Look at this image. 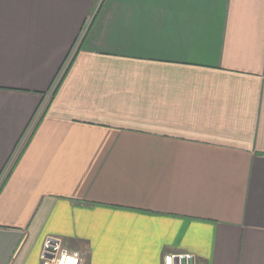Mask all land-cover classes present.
<instances>
[{
	"label": "crops",
	"instance_id": "0c3cea01",
	"mask_svg": "<svg viewBox=\"0 0 264 264\" xmlns=\"http://www.w3.org/2000/svg\"><path fill=\"white\" fill-rule=\"evenodd\" d=\"M264 264V0H0V264Z\"/></svg>",
	"mask_w": 264,
	"mask_h": 264
},
{
	"label": "built area",
	"instance_id": "2783aa9c",
	"mask_svg": "<svg viewBox=\"0 0 264 264\" xmlns=\"http://www.w3.org/2000/svg\"><path fill=\"white\" fill-rule=\"evenodd\" d=\"M40 264H82L79 251L71 250L63 244L60 237L48 236L44 239L40 251ZM191 254L168 253L164 256V264H189Z\"/></svg>",
	"mask_w": 264,
	"mask_h": 264
},
{
	"label": "water",
	"instance_id": "95a60500",
	"mask_svg": "<svg viewBox=\"0 0 264 264\" xmlns=\"http://www.w3.org/2000/svg\"><path fill=\"white\" fill-rule=\"evenodd\" d=\"M189 264H193V259L192 258L189 259Z\"/></svg>",
	"mask_w": 264,
	"mask_h": 264
}]
</instances>
